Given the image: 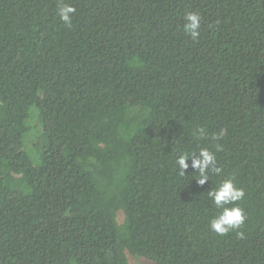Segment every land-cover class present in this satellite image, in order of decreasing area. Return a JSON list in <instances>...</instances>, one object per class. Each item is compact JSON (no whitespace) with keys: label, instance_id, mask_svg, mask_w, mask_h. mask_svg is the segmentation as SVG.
Masks as SVG:
<instances>
[{"label":"trees","instance_id":"16d2710c","mask_svg":"<svg viewBox=\"0 0 264 264\" xmlns=\"http://www.w3.org/2000/svg\"><path fill=\"white\" fill-rule=\"evenodd\" d=\"M62 2L0 0V264H264V0ZM202 148L203 186L175 163Z\"/></svg>","mask_w":264,"mask_h":264},{"label":"clouds","instance_id":"9594fccd","mask_svg":"<svg viewBox=\"0 0 264 264\" xmlns=\"http://www.w3.org/2000/svg\"><path fill=\"white\" fill-rule=\"evenodd\" d=\"M75 8L69 4H61L58 8V16L66 25L71 26L72 16ZM201 16L195 12H189L184 17L183 31L187 33L191 39L197 40L200 36ZM203 132V130H201ZM198 153V155H197ZM191 160V165L188 161ZM182 175H185L186 169L191 166L194 172L199 173L197 183L203 186L209 181V172L219 175L222 171L217 167L216 159L213 152L206 148L200 149L198 152L181 153L176 157L175 161ZM207 195L215 207L219 210V214L210 222V230L219 236L227 235L232 231L242 228L247 217L237 202L242 200L245 192L242 188L237 187L232 179L224 180L217 188L207 191ZM241 236L242 232L239 233Z\"/></svg>","mask_w":264,"mask_h":264},{"label":"rangeland","instance_id":"374dc122","mask_svg":"<svg viewBox=\"0 0 264 264\" xmlns=\"http://www.w3.org/2000/svg\"><path fill=\"white\" fill-rule=\"evenodd\" d=\"M117 219H118V222L121 223L123 220V215L121 213H119ZM127 258H128V264H139L140 263L138 258H136V257H132V256L128 255Z\"/></svg>","mask_w":264,"mask_h":264}]
</instances>
